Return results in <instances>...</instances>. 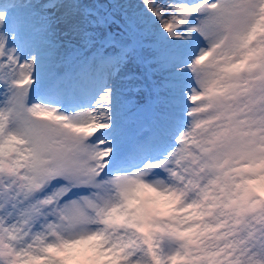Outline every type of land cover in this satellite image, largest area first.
<instances>
[{
  "label": "snow or ice",
  "instance_id": "6c2138e0",
  "mask_svg": "<svg viewBox=\"0 0 264 264\" xmlns=\"http://www.w3.org/2000/svg\"><path fill=\"white\" fill-rule=\"evenodd\" d=\"M0 264H264V0H0Z\"/></svg>",
  "mask_w": 264,
  "mask_h": 264
},
{
  "label": "bare ground",
  "instance_id": "6f19581e",
  "mask_svg": "<svg viewBox=\"0 0 264 264\" xmlns=\"http://www.w3.org/2000/svg\"><path fill=\"white\" fill-rule=\"evenodd\" d=\"M136 2H138V0H136Z\"/></svg>",
  "mask_w": 264,
  "mask_h": 264
}]
</instances>
